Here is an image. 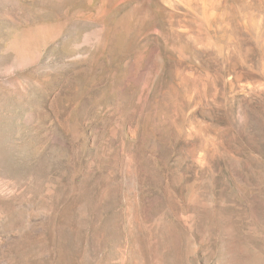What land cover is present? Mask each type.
Listing matches in <instances>:
<instances>
[{
    "label": "rangeland",
    "instance_id": "obj_1",
    "mask_svg": "<svg viewBox=\"0 0 264 264\" xmlns=\"http://www.w3.org/2000/svg\"><path fill=\"white\" fill-rule=\"evenodd\" d=\"M0 264H264V0H0Z\"/></svg>",
    "mask_w": 264,
    "mask_h": 264
}]
</instances>
